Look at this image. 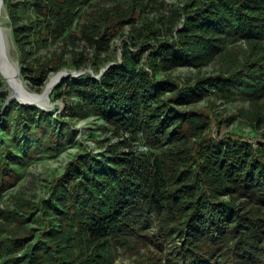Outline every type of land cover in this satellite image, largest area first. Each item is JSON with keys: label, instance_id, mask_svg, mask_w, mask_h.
Wrapping results in <instances>:
<instances>
[{"label": "trees", "instance_id": "1", "mask_svg": "<svg viewBox=\"0 0 264 264\" xmlns=\"http://www.w3.org/2000/svg\"><path fill=\"white\" fill-rule=\"evenodd\" d=\"M4 1L21 73L34 85L70 63L71 74L90 66L96 77L111 66L99 79L70 75L53 95H75L66 114L96 116L116 142L100 157L72 161L42 208L21 194L0 204V264H115L118 247L162 255L137 264H264V0H172L168 16L142 26L145 10L168 0H116L111 8L97 0ZM128 27L122 60L112 64ZM60 39L86 41L94 53L33 57ZM212 64L219 74L194 83L173 76L176 68ZM211 93L250 103L239 115L253 134L262 130L258 143L239 133L219 137L214 128L220 133L230 117L177 106ZM9 100L0 71V125L5 118L13 137L24 130L27 139L22 152L0 147V199L22 180L40 144L59 149L65 135L76 137L63 113ZM38 209L47 218L36 234L25 227Z\"/></svg>", "mask_w": 264, "mask_h": 264}, {"label": "rangeland", "instance_id": "2", "mask_svg": "<svg viewBox=\"0 0 264 264\" xmlns=\"http://www.w3.org/2000/svg\"><path fill=\"white\" fill-rule=\"evenodd\" d=\"M124 2H131L132 0H120ZM175 1L168 0L164 4H157L155 7H150L145 10L143 17L138 21L139 25L145 24L147 21H158L163 16L169 15L170 6L173 5ZM97 7H107L111 8L116 4V0H97ZM2 24L6 30L9 41V54L12 62H14L18 68L22 69L23 56L19 48L16 45L15 38L13 35L11 27V19L9 18V13L6 7L3 9L2 14ZM130 27L126 29V37L118 39L114 46V54L112 55L115 58V61L112 64H116V61L122 60L123 50L125 40L128 39ZM165 34L170 36L171 33L165 30ZM129 48L131 51H136V45L129 43ZM73 50L78 52L88 53L93 55L94 48H92L86 41L80 40L76 41L75 44L66 42L63 39L57 40L51 44L50 47L36 52L33 57H38L43 59L44 56H53L55 54L63 55L66 60L70 61V58L73 56L71 53ZM103 55H101V58ZM102 71L106 70V65L101 66ZM75 71L72 63L64 67L62 71ZM86 71H90L91 68L88 66ZM219 65L212 64L201 69L193 67H182L176 68L173 71V76L176 78H183L187 82L194 83L199 76H213L219 74ZM75 73V72H73ZM51 73L49 78L46 80L43 86L34 85L28 77H24L21 74L24 84L33 92H42L47 81L53 76ZM6 81V80H5ZM10 97L12 96V90L8 85ZM210 90L214 92V88L210 87ZM52 103L55 105V109L50 112L57 114H64V119L72 120V126L76 129V137L74 140H69L68 135L64 136L65 142L62 146L53 149H48L44 144H40L37 149L34 150V156L32 158V164L28 167L26 174L22 180L13 188L7 191L5 197L0 199V204L3 206L10 205L12 202V197L16 194H21L23 197L33 200L34 202L39 203V205L45 206L46 201L51 197V187L53 186L55 180L66 173L70 163L84 154L95 153L98 157L102 154L108 153L107 149L111 143L116 142V139L113 137V134L106 129L101 128V121L96 116L91 115H75L74 117L67 115V105H70L72 102L76 101V96L65 97L64 99L56 98L53 94L51 97ZM17 101L22 104L17 99H12L9 102ZM264 101V99H263ZM9 103H7L8 105ZM180 109L184 111H203L210 113L211 116L217 118L218 120H227L231 118L232 121L229 123V126H223L222 131L219 133L217 127L214 128V132L217 131L218 136H223L225 134L239 133L243 136H246L253 143H258L260 137L256 138L254 136L260 134L264 128L258 129V132L255 134L252 133V126L244 118L239 115L241 110L249 109L250 103L242 98H239L236 102H224L219 96L214 93H211L209 96L201 99L198 102H191L185 104L177 105ZM48 111V110H47ZM1 118V114H0ZM3 120L6 121L4 118ZM7 120L10 124H14L15 121L13 118L9 117ZM0 125V147L2 144L10 145L13 152H22L24 146L26 145V133L24 130L21 131L20 137H13L14 129L10 126H6V122ZM55 127L58 128V125L55 123ZM223 134V135H221ZM255 138V139H254ZM18 140L21 141L18 142ZM37 142V141H35ZM16 144L19 145V148L16 147ZM140 149H143V143L141 142ZM36 146V145H35ZM34 146V148H35ZM145 148V147H144ZM38 156V157H36ZM21 166H16L20 168ZM47 218L45 214L42 213L41 209L36 211V215L32 221H30L25 228L30 230L34 228L39 234L42 229H44L43 220ZM141 256L134 255L124 249L123 247H118L116 251L115 264H137L138 260H146L149 258H161L162 255L158 253L155 248H143L141 250Z\"/></svg>", "mask_w": 264, "mask_h": 264}, {"label": "bare ground", "instance_id": "3", "mask_svg": "<svg viewBox=\"0 0 264 264\" xmlns=\"http://www.w3.org/2000/svg\"><path fill=\"white\" fill-rule=\"evenodd\" d=\"M9 41L6 30L2 24V19H0V56L2 72L4 79L12 90L11 98L17 99L24 105L37 106L38 108L53 112L55 105L52 103L51 97L54 90L65 79H63V77L67 78L70 75H74V73L71 74L68 70L61 71V73L53 75L47 81L42 92H33L24 84L20 69L10 58L9 47L11 46H9ZM75 75H78V73Z\"/></svg>", "mask_w": 264, "mask_h": 264}, {"label": "water", "instance_id": "4", "mask_svg": "<svg viewBox=\"0 0 264 264\" xmlns=\"http://www.w3.org/2000/svg\"><path fill=\"white\" fill-rule=\"evenodd\" d=\"M4 7H5V1L4 0H0V19H2V14H3V9H4ZM111 66H109L106 70H104L102 73H101V75L99 76V77H96L95 75H94V71L91 69L90 71H88V72H90L91 74H93L97 79H99V78H101L103 75H104V73L110 68ZM0 71H1V73H2V75H3V72H2V64H1V56H0ZM87 71H84V72H75L74 73V77H78V76H80V75H82V74H84V73H86ZM59 73H61V72H59ZM58 73V74H59ZM76 73H78V75H75ZM64 78H66V77H63V79ZM10 100H12V98L10 97ZM9 100V101H10ZM26 105V104H25Z\"/></svg>", "mask_w": 264, "mask_h": 264}]
</instances>
